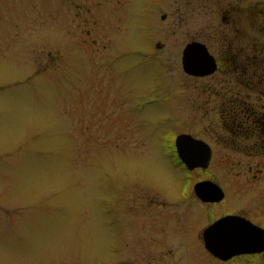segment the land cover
I'll list each match as a JSON object with an SVG mask.
<instances>
[{
	"label": "rangeland",
	"instance_id": "rangeland-1",
	"mask_svg": "<svg viewBox=\"0 0 264 264\" xmlns=\"http://www.w3.org/2000/svg\"><path fill=\"white\" fill-rule=\"evenodd\" d=\"M143 1L88 14L89 0H0V264H146L133 247L142 236L149 250L152 233L138 232L121 199L148 186L192 198L163 153L168 130L213 147L210 168L196 172L228 191L212 216L264 199V173L253 179L264 156L239 149L253 140H237L220 105L236 84L251 90L247 78L212 40L216 73L193 77L181 62L203 27L224 26L222 13L188 14L179 27L180 15L145 11L163 0ZM253 7L246 24L264 40V0Z\"/></svg>",
	"mask_w": 264,
	"mask_h": 264
},
{
	"label": "flooded vegetation",
	"instance_id": "flooded-vegetation-1",
	"mask_svg": "<svg viewBox=\"0 0 264 264\" xmlns=\"http://www.w3.org/2000/svg\"><path fill=\"white\" fill-rule=\"evenodd\" d=\"M140 2L145 3L143 0ZM149 3H146L145 11L151 13L152 17L155 16L156 18L158 14H161L162 20L167 21L168 14L180 15L179 21H175L179 27L185 24L188 14L222 13L223 18L221 20L224 24L222 28L214 34H210L204 32L203 27L200 34L192 37L186 46L191 42H200L209 48V41L212 40L215 44L225 48L222 56L225 59V64L230 65L231 72L236 75L242 73L241 75L247 78L246 84L251 90H236V84L233 89L231 88L221 95L220 105L223 110L231 112L229 114L233 116L230 120L224 121V126L227 127L230 123L228 127H231L232 133L237 135V138H243L237 134L238 132H246L244 137L253 140L249 145H239V149L247 151L251 156H264V40L254 38L252 30L246 24L249 21L248 14L254 9L253 0H163L161 5H155V2L151 1ZM115 4L119 6V0H89L87 13L101 12L102 14L106 9L115 7ZM244 24L246 25L244 26ZM216 60L219 69L220 59L216 58ZM136 103L137 99L132 104L135 110ZM244 110H249L250 116L238 118L239 112ZM184 133L204 140L188 132L176 134L168 130L165 133L166 136L163 137L162 147L164 148L163 153L171 157L172 164L175 165L173 167L175 172L184 176L188 185L192 186L189 192L192 198L188 200L172 198L159 189L148 185L150 191L144 195L140 194L132 200L128 199L126 205L123 204L124 199L122 198V206L120 207L128 217H136L135 226L138 232L142 233L141 231L149 230L152 233L150 239L152 245L149 250L144 247V240L142 243L140 242L142 236L141 238L138 236L137 244L139 246L133 247V250L135 252L146 251L143 253L144 255L149 253L147 254L149 260L146 261V264H264V249L242 253L229 260H222L207 249L204 239L205 230L219 219L230 215H236L241 219L250 221L249 223L239 221L238 224L233 225V235L238 233L245 235L247 237L246 243L257 245V247L263 246L264 199L255 197L256 191L262 193L263 189L258 188L253 193L255 198L248 200L245 208H241L239 211L230 208L227 212H220L212 216L215 210H220L219 206L228 197V191L220 182H217L216 178L204 177L197 180L196 172L208 170L210 166L190 170L182 161L177 150L176 139ZM211 152L213 158L215 152L213 147ZM251 170L253 171V168ZM180 171L182 174L179 173ZM263 173L262 170L257 169L253 174L254 181L260 180ZM207 180L213 181L223 188L225 198L222 201L206 202L198 197L195 185L201 181L207 182ZM135 184L138 183L135 182ZM122 190V194H124L125 188ZM128 201H135V203L127 205ZM123 261V264H135Z\"/></svg>",
	"mask_w": 264,
	"mask_h": 264
},
{
	"label": "water",
	"instance_id": "water-1",
	"mask_svg": "<svg viewBox=\"0 0 264 264\" xmlns=\"http://www.w3.org/2000/svg\"><path fill=\"white\" fill-rule=\"evenodd\" d=\"M182 52L181 62L186 74L194 77H206L217 71V60L205 44L191 42ZM176 146L180 158L190 170L209 167L212 159V148L204 140L184 133L177 137ZM195 191L198 197L206 202H218L225 198L223 188L209 180L198 182L195 185ZM239 221L250 222L236 215H230L219 219L204 232L207 249L222 260H229L242 253L264 249V243L263 246L257 247V245L246 243L247 237L245 235L232 234L233 225L238 224Z\"/></svg>",
	"mask_w": 264,
	"mask_h": 264
},
{
	"label": "trees",
	"instance_id": "trees-1",
	"mask_svg": "<svg viewBox=\"0 0 264 264\" xmlns=\"http://www.w3.org/2000/svg\"><path fill=\"white\" fill-rule=\"evenodd\" d=\"M239 114L240 115L238 116V118H248L250 116L251 112L249 110H244V111H240ZM231 117L233 118V116H231ZM245 133L246 132H238L237 134L239 136L244 137V135L246 136ZM237 140H238V138H237Z\"/></svg>",
	"mask_w": 264,
	"mask_h": 264
}]
</instances>
